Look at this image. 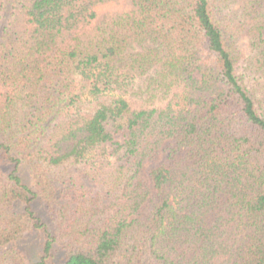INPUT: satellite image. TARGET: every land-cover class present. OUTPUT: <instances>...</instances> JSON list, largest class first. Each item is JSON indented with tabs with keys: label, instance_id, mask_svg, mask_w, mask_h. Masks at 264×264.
I'll use <instances>...</instances> for the list:
<instances>
[{
	"label": "trees",
	"instance_id": "16d2710c",
	"mask_svg": "<svg viewBox=\"0 0 264 264\" xmlns=\"http://www.w3.org/2000/svg\"><path fill=\"white\" fill-rule=\"evenodd\" d=\"M58 253L264 264V0H0V264Z\"/></svg>",
	"mask_w": 264,
	"mask_h": 264
},
{
	"label": "rangeland",
	"instance_id": "374dc122",
	"mask_svg": "<svg viewBox=\"0 0 264 264\" xmlns=\"http://www.w3.org/2000/svg\"><path fill=\"white\" fill-rule=\"evenodd\" d=\"M160 157L163 158V155ZM42 243V235L38 232H31L20 238L16 242V245L25 250L27 254L34 259L38 256ZM50 264H63L62 254L58 253Z\"/></svg>",
	"mask_w": 264,
	"mask_h": 264
}]
</instances>
